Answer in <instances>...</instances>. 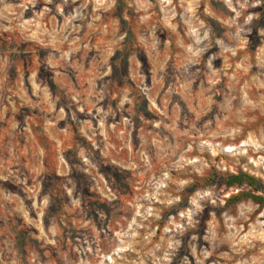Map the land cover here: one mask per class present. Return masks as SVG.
Instances as JSON below:
<instances>
[{"label":"rangeland","instance_id":"374dc122","mask_svg":"<svg viewBox=\"0 0 264 264\" xmlns=\"http://www.w3.org/2000/svg\"><path fill=\"white\" fill-rule=\"evenodd\" d=\"M264 0H0V264H264Z\"/></svg>","mask_w":264,"mask_h":264},{"label":"trees","instance_id":"16d2710c","mask_svg":"<svg viewBox=\"0 0 264 264\" xmlns=\"http://www.w3.org/2000/svg\"><path fill=\"white\" fill-rule=\"evenodd\" d=\"M219 180H222L227 186L245 187L237 194L229 197L227 200L229 205H235L242 201L251 200L259 207H264V184L257 176L239 170L238 172L229 173L224 176L214 172L209 178H207L208 182Z\"/></svg>","mask_w":264,"mask_h":264}]
</instances>
